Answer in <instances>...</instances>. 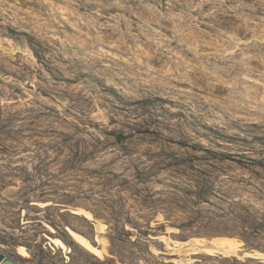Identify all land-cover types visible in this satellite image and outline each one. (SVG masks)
Instances as JSON below:
<instances>
[{
  "label": "rangeland",
  "instance_id": "rangeland-1",
  "mask_svg": "<svg viewBox=\"0 0 264 264\" xmlns=\"http://www.w3.org/2000/svg\"><path fill=\"white\" fill-rule=\"evenodd\" d=\"M0 255L264 264V0H0Z\"/></svg>",
  "mask_w": 264,
  "mask_h": 264
},
{
  "label": "crops",
  "instance_id": "crops-1",
  "mask_svg": "<svg viewBox=\"0 0 264 264\" xmlns=\"http://www.w3.org/2000/svg\"><path fill=\"white\" fill-rule=\"evenodd\" d=\"M90 220H92V219H90ZM91 224H92V226H93V230H94V234H93V239L92 240H90V239H88V238H86L85 236H82V235H80V236H82V237H84L90 244L92 243V241H94V242H98L99 244H101V248H99L98 250L100 251V252H102L103 251V246H102V243L100 242V240H101V238H102V235L103 234H105V231L104 230H102L101 229V227H100V223L98 222V221H96V220H93V221H91ZM76 233V232H75ZM70 234V236H72V234L71 233H69ZM78 234V233H77ZM172 234H174V233H169L168 235L169 236H166L165 238H166V241H163V240H161V243H162V250H161V252H162V254H164V255H166V256H170V255H174V254H178L177 252H181L182 251V249H190V248H194V251H190L189 253L190 254H192V255H196V254H198L199 252H198V249H202V250H205V249H203L205 246H206V243H204V242H201V243H195L194 241H188V242H186L185 244H186V246H184V247H181V246H177V245H173L172 243H170L169 241H172V242H174V240H173V235ZM73 237V236H72ZM74 238V237H73ZM57 240H59V239H57V238H50V241H47L46 243L50 246V248H52V249H55V250H60V251H63V249L61 248V247H59L58 245H57V243H56V241ZM74 240H76L79 244H81L84 248H86L85 247V245L83 244V243H81L79 240H77V239H75L74 238ZM168 240V241H167ZM176 242V241H175ZM209 243H211V244H214V243H212V240L211 241H209ZM215 246L216 245H218L220 248H222L223 249V251L226 249V248H228V249H233V248H236L235 246H233L232 244H230V243H228V242H225V241H221V242H218L217 244H214ZM87 249V248H86ZM88 250V249H87ZM151 252V254H153V255H157L156 253H154L153 251H150ZM183 252V251H182ZM196 252H198V253H196Z\"/></svg>",
  "mask_w": 264,
  "mask_h": 264
},
{
  "label": "bare ground",
  "instance_id": "bare-ground-1",
  "mask_svg": "<svg viewBox=\"0 0 264 264\" xmlns=\"http://www.w3.org/2000/svg\"><path fill=\"white\" fill-rule=\"evenodd\" d=\"M233 43H235V42L229 41V42H228V44H229L228 47H231ZM235 44H236V43H235ZM225 45H227V42H226V41H225ZM221 46H223V45H221ZM239 51H241V50H239ZM242 52H243V51H242ZM238 53H239V52H238ZM240 53H241V52H240ZM235 54H237V52H236ZM231 55H234V53L231 54ZM228 56H230V55H228ZM228 58H230V57H228ZM236 59H237V58H236ZM213 62H215V61H213ZM226 62H227V61H226ZM226 62H225V63H226ZM243 62H245L244 59H243ZM222 63H223V62H222ZM225 63H224V64H225ZM216 64H217V63H216ZM219 65H220V63H219ZM222 65H223V64H222ZM222 65H221V66H222ZM238 65H239V64H238ZM73 235H74L76 238H78L81 242H84L85 245H86V247H87L89 250H91V251H94V250H95L94 247H92L89 243L85 242V240H83L78 234H75V233H74ZM60 245H62V244H60ZM62 246H63V245H62Z\"/></svg>",
  "mask_w": 264,
  "mask_h": 264
},
{
  "label": "water",
  "instance_id": "water-1",
  "mask_svg": "<svg viewBox=\"0 0 264 264\" xmlns=\"http://www.w3.org/2000/svg\"><path fill=\"white\" fill-rule=\"evenodd\" d=\"M4 259V255H0V260H3ZM4 264H14L13 262L9 261V260H6L4 262Z\"/></svg>",
  "mask_w": 264,
  "mask_h": 264
}]
</instances>
